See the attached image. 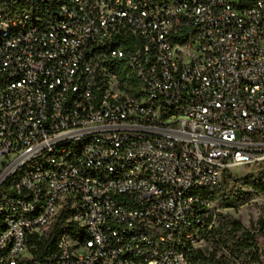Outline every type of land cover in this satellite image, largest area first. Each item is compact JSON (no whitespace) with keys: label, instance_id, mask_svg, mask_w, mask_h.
Listing matches in <instances>:
<instances>
[{"label":"built area","instance_id":"obj_1","mask_svg":"<svg viewBox=\"0 0 264 264\" xmlns=\"http://www.w3.org/2000/svg\"><path fill=\"white\" fill-rule=\"evenodd\" d=\"M241 167L264 0H0V264H189Z\"/></svg>","mask_w":264,"mask_h":264},{"label":"trees","instance_id":"obj_2","mask_svg":"<svg viewBox=\"0 0 264 264\" xmlns=\"http://www.w3.org/2000/svg\"><path fill=\"white\" fill-rule=\"evenodd\" d=\"M247 168V167H246ZM252 169H258L259 174L249 175L243 180V184L251 188L255 193H264V168L248 167ZM256 171V172H257ZM253 173V172H252ZM235 169L227 171L221 183L212 191L206 193L204 196L207 200L217 204V208L213 209L212 222L214 217L218 216V221L222 219L220 223L215 227L213 224L208 230L202 232V239L204 241L211 240L217 245L213 250L205 251L202 248H193L188 253L189 264H228L226 258L228 255L232 256L238 253L241 256L247 257L250 255L253 262L257 264H264L261 261L260 249L258 248L257 237L264 234V223L261 222L262 227L254 232L245 229L238 220L231 218L229 215L222 216L221 213H217L218 209H237L249 200V195L242 192L239 188V184L234 179L237 178ZM230 181L236 184L237 189H228ZM222 184V193L216 189ZM216 206V205H215ZM69 210H63L47 240L39 241L37 244L36 254L43 256L46 254L45 246L48 244L50 247H54L57 236L63 231H72L70 226L66 223ZM215 215V216H214ZM210 221V220H209ZM227 248L228 251H224ZM226 252V253H224ZM247 252V254H244Z\"/></svg>","mask_w":264,"mask_h":264},{"label":"rangeland","instance_id":"obj_3","mask_svg":"<svg viewBox=\"0 0 264 264\" xmlns=\"http://www.w3.org/2000/svg\"><path fill=\"white\" fill-rule=\"evenodd\" d=\"M257 170L258 169L254 170L252 168H246V167L235 169V173L238 176L236 179H234V181H237V183L239 184L238 186L242 192L249 195V200L246 201L242 206L238 207L237 209L217 210V213H221L222 216L227 217L229 215L231 218L238 220L245 229L251 232H254L255 230H258L262 227L260 221L264 223V193H255L251 188L243 184L244 183L243 179L245 177H248L249 175L257 176L259 174V171ZM222 187L223 186L221 184L216 189L217 191H220V195L223 190ZM228 189H233L235 191L237 189V186L235 183H233V181H230L228 184ZM215 207L217 208L216 203H214L213 209H215ZM221 221L222 219L218 221V216L216 215L213 219V226L216 227L218 223H220ZM257 243H258V248L261 251L262 247H264V234L262 235L260 234L257 237ZM214 247H217V245L213 243L211 240L204 241L200 246V248H202L205 251L213 250ZM224 251H228V249L224 248ZM244 254H247V252H245ZM250 257H251L250 255L244 257L236 253L232 256L228 255L226 260L228 264H257L253 262L254 258L251 259ZM260 259L262 261V258ZM262 263H264V261H262Z\"/></svg>","mask_w":264,"mask_h":264},{"label":"water","instance_id":"obj_4","mask_svg":"<svg viewBox=\"0 0 264 264\" xmlns=\"http://www.w3.org/2000/svg\"><path fill=\"white\" fill-rule=\"evenodd\" d=\"M260 255H261L262 261H264V247H262L260 251Z\"/></svg>","mask_w":264,"mask_h":264}]
</instances>
